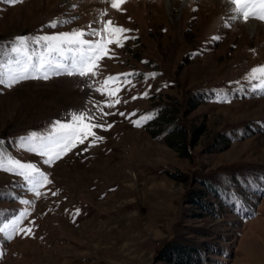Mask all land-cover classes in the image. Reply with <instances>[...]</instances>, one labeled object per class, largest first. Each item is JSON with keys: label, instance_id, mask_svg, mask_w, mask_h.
I'll list each match as a JSON object with an SVG mask.
<instances>
[{"label": "rangeland", "instance_id": "374dc122", "mask_svg": "<svg viewBox=\"0 0 264 264\" xmlns=\"http://www.w3.org/2000/svg\"><path fill=\"white\" fill-rule=\"evenodd\" d=\"M223 1L126 0L117 10L110 0H0L2 72L16 70L21 57L10 49L19 36L98 29L104 10V20L131 30L123 47L108 46L112 58L91 79L0 84L5 167L8 158L33 164L51 181L37 196L18 173L0 169V228L21 213L18 227L31 228L11 239L0 233V264H172L157 257L169 240L194 245L193 264H264V89L247 79L264 66V22L250 19L260 26L249 32ZM41 50L32 46L34 56ZM125 73L134 75L104 84ZM156 108L153 126L134 123ZM83 110L106 125L94 129L103 137L95 144L88 137L49 164L25 143ZM171 117L185 132L156 137ZM204 180L227 190L235 207L202 196Z\"/></svg>", "mask_w": 264, "mask_h": 264}, {"label": "snow or ice", "instance_id": "6c2138e0", "mask_svg": "<svg viewBox=\"0 0 264 264\" xmlns=\"http://www.w3.org/2000/svg\"><path fill=\"white\" fill-rule=\"evenodd\" d=\"M20 2H23V0H7V3L11 5ZM125 2L126 0H110L111 7L117 10H122L121 6ZM228 2L232 6L231 11L235 13L231 17L232 20L242 19L244 22H248L250 19H256L264 22V0H228ZM107 14V10L102 12L100 28L92 29L88 32L77 29L72 32H60L53 35L16 37L10 51L16 53L21 59L15 60L16 70L9 66L6 72L0 71V84L7 83V86L11 88L23 80H47L50 78L49 74L78 75L91 79L98 74L100 61L105 56L112 58L108 46L116 44L123 47V41L130 39L125 33L131 30L116 25L110 19L104 20L103 16H107ZM58 23H61V21H53L50 26L56 27ZM86 36L96 37V39H85ZM211 39L219 40L221 37L215 36ZM33 45H40L42 49L35 56L32 53ZM131 75H134V73L108 76L104 84L107 85L109 82L119 83L122 77L126 78ZM149 75L154 77L156 74L152 73ZM247 79L250 82L258 80L259 83L253 87L264 89V66L253 68ZM96 90L100 91V89ZM118 91L119 88H116L115 91H109V95H115ZM142 95L146 97L148 92H144ZM116 102L118 103L119 100L117 99ZM112 106L111 103L108 104V107ZM102 114L109 115V113ZM150 118V116H145L141 120L134 121V123L139 126L143 121ZM95 119V114L89 110L72 112L67 121H55L47 135L32 133L24 138V141L30 147V150L39 151L42 156L48 157L45 163L51 164L75 148L78 143L83 144L88 137H92V144H95L97 140L103 139V137L96 135L94 129L104 128L106 125L94 122ZM107 127H111V125H107ZM7 164L8 166L5 167L4 160L0 157V169L18 173L31 186V191L37 196L41 195L40 187L51 183L47 175L40 172L33 164H23L12 158H8ZM52 194L56 195V193ZM24 203L30 204L31 201H24ZM79 211L77 209L75 214L78 215ZM25 216L26 213H21L10 223L0 228V233H6L8 239L19 233L30 234L31 228L18 227Z\"/></svg>", "mask_w": 264, "mask_h": 264}, {"label": "trees", "instance_id": "16d2710c", "mask_svg": "<svg viewBox=\"0 0 264 264\" xmlns=\"http://www.w3.org/2000/svg\"><path fill=\"white\" fill-rule=\"evenodd\" d=\"M160 112L161 111H159L158 108H156L155 111H153L152 113H149V116L151 118L146 120V127L145 128L150 127V125H152V126L154 125L153 124L154 120L157 119ZM157 129H158V132L155 134L156 137L166 136L168 133H170L173 130L185 132L181 123H178L177 118H174V117H171V119L167 123H165L161 126H157ZM177 139L178 140H176V142L185 143L184 142L185 141L184 136L178 137ZM251 180H253L254 184H257L256 183L257 180L256 181H255V179H251ZM201 185L205 189L204 192L199 190V192L202 193V196H204L203 193H205V195H210V196L220 200L223 204L228 205L231 208L235 207L234 205L232 206V204L229 203V200H228L227 196L225 195V193L228 192L227 190H224L222 187H218L215 184H213L207 180L202 181ZM259 185H260V188H262L261 186L264 185V179H262V181L259 183ZM245 186H247V185H245ZM243 192H245V193L247 192L246 187L244 188ZM198 199H201V198L199 197ZM196 256L198 257V253L196 252V247L194 245L183 244L177 240L167 241L158 250V255H157V257L160 260H163V261H166V262L172 263V264H193Z\"/></svg>", "mask_w": 264, "mask_h": 264}, {"label": "bare ground", "instance_id": "6f19581e", "mask_svg": "<svg viewBox=\"0 0 264 264\" xmlns=\"http://www.w3.org/2000/svg\"><path fill=\"white\" fill-rule=\"evenodd\" d=\"M208 2V1H207ZM210 2H214L215 4H218V3H221V6L224 8L227 4V2L223 1V0H209V3ZM220 5V4H219ZM244 26L246 27V29L249 31V32H253L254 34L258 31V27L260 26V23L258 21H254V20H251L247 23L244 24ZM257 34V33H256Z\"/></svg>", "mask_w": 264, "mask_h": 264}]
</instances>
